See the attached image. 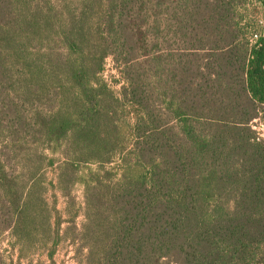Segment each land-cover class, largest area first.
Wrapping results in <instances>:
<instances>
[{
    "label": "trees",
    "instance_id": "1",
    "mask_svg": "<svg viewBox=\"0 0 264 264\" xmlns=\"http://www.w3.org/2000/svg\"><path fill=\"white\" fill-rule=\"evenodd\" d=\"M250 5L264 18V0H0V238L53 259L72 234L81 264H264ZM79 183L85 221L60 235L47 193Z\"/></svg>",
    "mask_w": 264,
    "mask_h": 264
},
{
    "label": "rangeland",
    "instance_id": "2",
    "mask_svg": "<svg viewBox=\"0 0 264 264\" xmlns=\"http://www.w3.org/2000/svg\"><path fill=\"white\" fill-rule=\"evenodd\" d=\"M246 18L250 19L252 23H259L262 17V10L255 6H248L243 10ZM104 76L109 79L113 88L119 91L122 86L121 83H116L115 79H119L120 75L115 69L114 63L111 58L107 60ZM262 132L264 133V125ZM57 162L53 167H48L46 174L49 181L57 183V173L59 171ZM95 166V165H93ZM54 194L57 196L56 206L60 212L62 218L64 219L62 225L60 226L62 233L71 227L70 220L72 213L77 212V216L74 220V224L80 229L85 221V189L80 183L75 185L72 189V201L69 200L62 192L58 189H49L47 193V198L50 203L54 201ZM13 238L6 233L0 238V251L6 256L7 262L9 264H81L82 260L85 258L88 249L83 246V242L80 239H74L72 234H69L62 241H60L57 249L53 255V259L48 256L49 249L41 248L29 255L20 256V247L18 245L13 246Z\"/></svg>",
    "mask_w": 264,
    "mask_h": 264
},
{
    "label": "built area",
    "instance_id": "3",
    "mask_svg": "<svg viewBox=\"0 0 264 264\" xmlns=\"http://www.w3.org/2000/svg\"><path fill=\"white\" fill-rule=\"evenodd\" d=\"M259 24L264 26V18L261 17L260 20H259ZM264 33V31H263ZM261 35V31L259 30H253L249 36V40H250V43L251 44H254L256 43V41L258 40L259 36ZM263 130V128H262ZM264 134V133H263Z\"/></svg>",
    "mask_w": 264,
    "mask_h": 264
}]
</instances>
